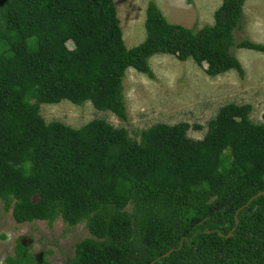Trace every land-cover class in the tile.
Here are the masks:
<instances>
[{"label": "trees", "instance_id": "obj_1", "mask_svg": "<svg viewBox=\"0 0 264 264\" xmlns=\"http://www.w3.org/2000/svg\"><path fill=\"white\" fill-rule=\"evenodd\" d=\"M245 2L221 0L213 24L195 31L150 1L145 40L128 49L113 0H0V201L14 222H85L90 237L69 264H264V196L240 209L264 192V124L250 105L222 106L198 141L187 123L134 139L103 120L75 129L39 113L89 101L125 121L124 74L152 77L156 54L243 77L230 48L264 54L234 44ZM30 250L18 242L6 264H53Z\"/></svg>", "mask_w": 264, "mask_h": 264}, {"label": "rangeland", "instance_id": "obj_2", "mask_svg": "<svg viewBox=\"0 0 264 264\" xmlns=\"http://www.w3.org/2000/svg\"><path fill=\"white\" fill-rule=\"evenodd\" d=\"M113 1L128 49L145 40L144 21L150 1L169 23L195 31L213 24V14L221 4V0ZM239 25L233 32L234 44L249 40L264 45V0H246ZM230 53L240 62L243 77L235 70L209 77L192 59L182 62L167 54L148 59L152 77L128 68L122 79L125 121L109 111L95 109L89 101L81 105L68 100L41 104L39 113L46 123L58 121L75 129L92 120H103L114 128L126 129L134 139L158 123L170 126L187 123L190 125L187 137L201 140L208 122L226 104L250 105L249 119L253 124H264V54L235 46ZM87 237L90 234L85 222L74 227H68L60 219L51 225L43 221L16 224L11 211L5 210L0 201V264H6L5 259L15 255L18 242L31 246L30 253L38 261L44 256L53 264H69L75 244Z\"/></svg>", "mask_w": 264, "mask_h": 264}, {"label": "water", "instance_id": "obj_3", "mask_svg": "<svg viewBox=\"0 0 264 264\" xmlns=\"http://www.w3.org/2000/svg\"><path fill=\"white\" fill-rule=\"evenodd\" d=\"M260 196H264V192L262 191V192H259L258 194H256L255 196H253L252 198H250L249 200H248V202L243 206V207H241L240 209H242V208H244V207H246V206H248L255 198H257V197H260ZM235 225L237 226L238 225V220L237 219H235ZM234 230V229H233ZM221 235V234H220ZM232 234L231 233H229L228 235H227V237H230ZM172 252V250H170V251H168L166 254H164L162 257H166L167 255H169L170 253ZM156 262V260L155 261H152L150 264H153V263H155Z\"/></svg>", "mask_w": 264, "mask_h": 264}]
</instances>
